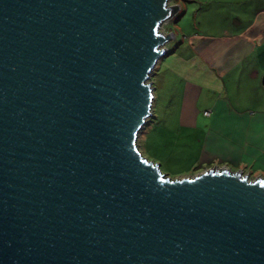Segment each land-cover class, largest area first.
Returning <instances> with one entry per match:
<instances>
[{
    "label": "water",
    "instance_id": "water-1",
    "mask_svg": "<svg viewBox=\"0 0 264 264\" xmlns=\"http://www.w3.org/2000/svg\"><path fill=\"white\" fill-rule=\"evenodd\" d=\"M177 9L0 0V264H264V176L136 147Z\"/></svg>",
    "mask_w": 264,
    "mask_h": 264
},
{
    "label": "crops",
    "instance_id": "crops-1",
    "mask_svg": "<svg viewBox=\"0 0 264 264\" xmlns=\"http://www.w3.org/2000/svg\"><path fill=\"white\" fill-rule=\"evenodd\" d=\"M182 2L190 30L162 59L182 77L176 120L197 131L204 167L264 176V0Z\"/></svg>",
    "mask_w": 264,
    "mask_h": 264
},
{
    "label": "rangeland",
    "instance_id": "rangeland-1",
    "mask_svg": "<svg viewBox=\"0 0 264 264\" xmlns=\"http://www.w3.org/2000/svg\"><path fill=\"white\" fill-rule=\"evenodd\" d=\"M173 3L178 5L180 12L176 11L173 16L162 20L158 25V30L163 32L170 30L173 33V37L164 43L166 50L173 46L175 39L178 40L182 33H188L191 26L189 14L183 13V7H179V4L183 6L182 0H167L168 5ZM180 44H184L183 41ZM178 49V54H181V50ZM163 56L162 54L157 58L148 75L153 95L151 114L137 131L135 144L141 155L148 160L157 161L160 172L167 176L192 175L206 164L199 161L197 131L179 124L176 120L182 97V77L180 72L164 66ZM201 91L205 93L206 90L203 88ZM212 92L220 94L217 91ZM256 93L257 96L263 95L260 92ZM226 167L235 170V164L228 163ZM252 174L254 173L247 175L251 177Z\"/></svg>",
    "mask_w": 264,
    "mask_h": 264
},
{
    "label": "built area",
    "instance_id": "built-area-1",
    "mask_svg": "<svg viewBox=\"0 0 264 264\" xmlns=\"http://www.w3.org/2000/svg\"><path fill=\"white\" fill-rule=\"evenodd\" d=\"M207 112V110H205V113Z\"/></svg>",
    "mask_w": 264,
    "mask_h": 264
}]
</instances>
